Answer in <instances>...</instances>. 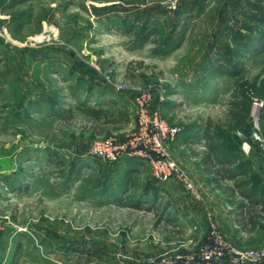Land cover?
Here are the masks:
<instances>
[{
	"label": "rangeland",
	"instance_id": "1",
	"mask_svg": "<svg viewBox=\"0 0 264 264\" xmlns=\"http://www.w3.org/2000/svg\"><path fill=\"white\" fill-rule=\"evenodd\" d=\"M258 11L256 0H0V264H187L212 230L237 250L264 246V222L236 232L200 167L207 120L228 128L235 79L214 68L239 70L252 117L228 143L264 194V43L251 56L241 43L257 37L245 14ZM139 98L182 129L166 148L199 198L131 154L153 141ZM79 104L128 121L92 122Z\"/></svg>",
	"mask_w": 264,
	"mask_h": 264
},
{
	"label": "trees",
	"instance_id": "2",
	"mask_svg": "<svg viewBox=\"0 0 264 264\" xmlns=\"http://www.w3.org/2000/svg\"><path fill=\"white\" fill-rule=\"evenodd\" d=\"M256 1L259 4V11L256 14H245V18L257 25V37L249 31L241 42L243 50L249 56L259 53L264 43V0ZM214 69L217 72L228 73L235 79L226 110L228 128L214 123L211 119H208L204 126L203 138L208 152L202 156L201 165L206 174L212 175L213 184L225 196L226 201L235 207L240 226L248 230L259 229L260 223L264 222V194L261 193L260 185L252 181L251 168L238 164L240 155L232 150L228 143L229 139L240 143L241 139L236 134L228 133L231 130L234 132L244 130L249 126L253 96L243 89L238 77L239 70H230L222 65ZM77 108L92 122L114 123L116 117L128 121L126 109L116 107L114 110H109L84 104H79ZM68 112L71 115V110ZM62 118H65V115ZM258 120L264 123V104L258 110Z\"/></svg>",
	"mask_w": 264,
	"mask_h": 264
},
{
	"label": "built area",
	"instance_id": "3",
	"mask_svg": "<svg viewBox=\"0 0 264 264\" xmlns=\"http://www.w3.org/2000/svg\"><path fill=\"white\" fill-rule=\"evenodd\" d=\"M117 87L120 89L119 86ZM140 98L147 100V95L143 93ZM140 98L137 105L139 109L138 123L143 127L150 128L149 132L153 133V141L148 146L145 139L141 140L137 138L138 140L136 139L130 146V149H133L131 154L147 156L150 162L154 164L157 177L165 179L173 178L185 193L199 198L196 186L189 174L178 166L166 148L168 143L182 129L179 126L168 125L158 114L157 110H154L152 115H147L149 111L145 108L146 106L143 105L142 101H140ZM254 135L259 139L257 132H254ZM118 149L123 152L127 151L125 145L119 146ZM90 154H97V151L92 149ZM211 235L214 236L213 246L206 245L202 249L203 252L199 253L196 259L193 260L192 258L189 262L186 260L187 264H264V246L255 249L237 250L232 246L225 245L218 233H216V230H212ZM160 264H173V262L169 259H163Z\"/></svg>",
	"mask_w": 264,
	"mask_h": 264
},
{
	"label": "crops",
	"instance_id": "4",
	"mask_svg": "<svg viewBox=\"0 0 264 264\" xmlns=\"http://www.w3.org/2000/svg\"><path fill=\"white\" fill-rule=\"evenodd\" d=\"M187 144H189L188 143V141L187 140H184L183 142L181 141V146L182 147H184V146H186ZM200 167H202V165H200ZM192 175V177L195 179L196 178V174H191ZM203 176H204V180L206 179L207 180V187L208 186H211V187H213V189H215V191H217V192H219L221 195H222V197L225 199V202H226V204L227 205H229L228 207H230V208H232L233 210H232V225L234 226V229L236 230V232H238V233H240L242 236H244V237H249V236H251V235H255V234H257L258 233V231H259V229H253V230H248V229H244V228H242L241 226H240V224L238 223V218L236 217V213H235V207L234 206H232V205H230L227 201H226V198H225V196L215 187V185L213 184V182H212V175H210V174H202ZM203 185H205L204 183H203ZM202 185V186H203Z\"/></svg>",
	"mask_w": 264,
	"mask_h": 264
}]
</instances>
